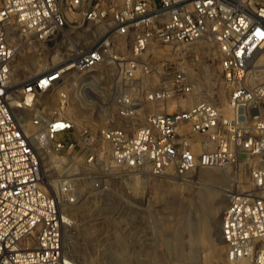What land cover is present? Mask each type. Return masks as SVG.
Listing matches in <instances>:
<instances>
[{"label":"built area","instance_id":"2783aa9c","mask_svg":"<svg viewBox=\"0 0 264 264\" xmlns=\"http://www.w3.org/2000/svg\"><path fill=\"white\" fill-rule=\"evenodd\" d=\"M67 27L83 28L90 44L73 42ZM58 35L68 50L13 85L17 39L45 43ZM121 40L128 57L117 51ZM195 43L216 51L225 106L202 98L168 110L191 97L195 83L145 53ZM102 65L112 70L125 121L76 128L63 115L75 84L63 85ZM42 95L56 97L52 117L33 108ZM29 108L35 112L24 122L15 110ZM41 153L54 157L56 178L44 174ZM224 168L247 177L245 190L227 191L221 212L227 260L264 264V0H0V264H72L63 251L70 220L62 206L78 200L82 183L103 192L106 177L120 172L161 177Z\"/></svg>","mask_w":264,"mask_h":264},{"label":"rangeland","instance_id":"374dc122","mask_svg":"<svg viewBox=\"0 0 264 264\" xmlns=\"http://www.w3.org/2000/svg\"><path fill=\"white\" fill-rule=\"evenodd\" d=\"M66 31L78 45L90 44L83 28L67 27ZM16 42L19 50L11 69V80L16 86L39 71L36 65L44 67L68 50V41L59 35L45 43L26 44L19 39ZM127 44L118 41L120 55L129 56ZM145 57L156 64L182 69L195 83L192 96L176 107L170 104L168 110L185 109L202 98L225 106L227 93L218 56L211 45H159L149 47ZM112 74L109 66L102 65L89 74L72 75L63 85L68 88L75 84L63 115L72 119L76 128L123 124L125 120L117 115L111 89ZM85 84L90 85L88 90L80 91ZM37 100L39 103L33 108L47 117L60 110L54 95H42ZM150 107L161 109L156 104ZM35 109L15 111L22 121L28 122ZM131 122L140 123L141 116ZM41 158L44 174L56 178L51 164L54 157L41 153ZM203 171L224 175L226 182L204 180ZM234 172L235 169L227 168L198 169L183 176L169 172L161 177L120 172L106 177L108 186L103 192L90 191L82 183L78 200L62 206L70 220L63 233V251L72 264H233L227 260L222 242L215 241L210 232L219 230L227 191L247 188L246 174L241 172L234 177Z\"/></svg>","mask_w":264,"mask_h":264},{"label":"bare ground","instance_id":"6f19581e","mask_svg":"<svg viewBox=\"0 0 264 264\" xmlns=\"http://www.w3.org/2000/svg\"><path fill=\"white\" fill-rule=\"evenodd\" d=\"M45 66V65H44ZM35 67H38V69H39V71L43 68L41 65H36ZM28 69L29 70H31L32 69V66H29L28 67ZM36 72H38V71H36ZM262 76H263V73H262ZM21 83V82H20ZM37 103H39V101L37 100ZM195 103V102H194ZM193 103V104H194ZM155 105V104H154ZM192 104H190V106H191ZM16 108H18V107H16ZM72 111V108H69L68 109V111ZM74 110V109H73ZM156 111H159V110H156ZM216 172V171H215ZM224 176V175H223ZM223 176H221V175H219V174H212V173H210V172H208V171H203L202 172V178L205 180H212V181H216L217 183H219V184H224L226 181H225V179H224V177ZM228 183V182H227ZM202 197H203V195H202ZM212 198V197H211ZM220 223V222H219ZM207 228V227H206ZM207 230V229H206ZM206 230L204 231L205 233H206ZM207 233H209V231H207ZM211 234H212V237L214 238V240L215 241H217V242H220L221 241V237H220V227H219V230L218 231H211L210 232ZM210 234V235H211ZM222 242V241H221ZM179 244V243H178ZM149 260V259H148Z\"/></svg>","mask_w":264,"mask_h":264}]
</instances>
